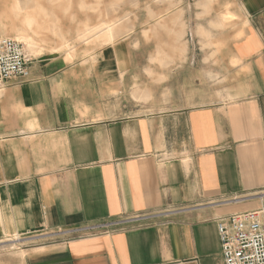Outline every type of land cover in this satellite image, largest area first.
<instances>
[{
	"label": "crops",
	"instance_id": "crops-1",
	"mask_svg": "<svg viewBox=\"0 0 264 264\" xmlns=\"http://www.w3.org/2000/svg\"><path fill=\"white\" fill-rule=\"evenodd\" d=\"M149 12L0 86V264H222L264 207V0Z\"/></svg>",
	"mask_w": 264,
	"mask_h": 264
},
{
	"label": "bare ground",
	"instance_id": "bare-ground-1",
	"mask_svg": "<svg viewBox=\"0 0 264 264\" xmlns=\"http://www.w3.org/2000/svg\"><path fill=\"white\" fill-rule=\"evenodd\" d=\"M118 1L113 0L110 6H114ZM100 5L101 0H94V3L79 0L77 9L81 13H84V10L97 12ZM0 8V35L5 38L12 36L13 40L22 46L26 57L35 58L45 51L60 53L68 50V41L73 37L71 32L63 31L61 18L40 4L35 3L31 12H25L23 5L19 6L18 0H0ZM59 13L70 23L75 21L71 1L60 7ZM116 24L117 21L105 20L89 26L87 20H84L77 25L75 40L86 42L87 45L111 44L117 38Z\"/></svg>",
	"mask_w": 264,
	"mask_h": 264
},
{
	"label": "built area",
	"instance_id": "built-area-1",
	"mask_svg": "<svg viewBox=\"0 0 264 264\" xmlns=\"http://www.w3.org/2000/svg\"><path fill=\"white\" fill-rule=\"evenodd\" d=\"M188 39L192 36L188 33ZM30 60L15 40L0 37V86L23 78ZM137 217L132 222L147 220ZM125 220L67 231L72 237L107 233L124 225ZM222 264H264V207L237 213L218 222Z\"/></svg>",
	"mask_w": 264,
	"mask_h": 264
},
{
	"label": "rangeland",
	"instance_id": "rangeland-1",
	"mask_svg": "<svg viewBox=\"0 0 264 264\" xmlns=\"http://www.w3.org/2000/svg\"><path fill=\"white\" fill-rule=\"evenodd\" d=\"M54 3L51 4V2ZM71 1L72 3V11L75 13V21L70 23L67 19L61 16L60 7L66 4V2ZM79 0H18L19 6L23 5L25 12H31L35 3L40 4L47 11L54 13L56 16L61 18V25L63 31L69 30L71 32L72 37L68 41L69 48L67 51L60 52L64 53V56L72 54V52L79 53L83 52L84 48L82 45H87L86 42L75 40V30L74 25H78L79 22L87 20L88 24H92V26L105 21H117V24H120V32H116L117 35H126L131 30L133 31L134 24L141 25V27L146 26L149 23V19L154 18L155 16L149 15V9L153 8H165V7H177L180 6L181 0H119L114 6H110L113 0H101V5L97 12H93L91 10H87L85 13H81L77 9V3ZM86 3H94V0H85ZM22 8V9H23ZM0 8V12H1ZM31 10V11H30ZM89 11V12H88ZM138 14H141L140 16ZM109 18V19H108ZM89 24V26H91ZM130 34V33H129ZM0 37H2L0 35ZM12 38V36H8ZM13 39V38H12ZM78 43V44H77ZM82 44V45H81ZM70 49V50H69ZM49 51H45L47 53ZM34 58H29L30 62L33 61ZM28 64V65H29ZM1 253L0 256H2Z\"/></svg>",
	"mask_w": 264,
	"mask_h": 264
}]
</instances>
